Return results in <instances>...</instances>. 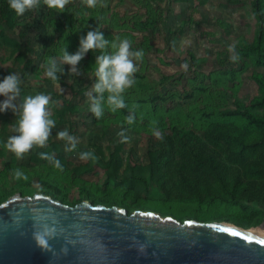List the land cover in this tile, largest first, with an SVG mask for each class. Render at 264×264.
I'll return each mask as SVG.
<instances>
[{
    "label": "rangeland",
    "instance_id": "1",
    "mask_svg": "<svg viewBox=\"0 0 264 264\" xmlns=\"http://www.w3.org/2000/svg\"><path fill=\"white\" fill-rule=\"evenodd\" d=\"M105 5L100 7L105 10L103 12L104 20H107L103 24L114 38L118 37L117 34L120 38H124L126 28L132 31L133 24H145L148 17L157 19L144 31H136L135 38H127L132 41L133 50H143V61L138 62V69L141 74L145 75L144 81L148 84L152 83L153 86L148 87V92L145 89H138L135 85L132 86L124 94L127 108L119 109L113 113L105 105L103 118L96 120L89 112L86 93L90 91L93 83L94 68L89 69V67L91 63L94 64L95 55L98 53L89 51L78 65L81 75L77 78L68 76L69 80L78 83L80 78L87 79L90 74V82L87 83L86 80L83 93L76 98L79 105L78 115L74 117L70 112L67 114L62 112L63 99L58 95L61 93L63 97H68L70 90L64 86L61 87L63 89L61 92V88L54 85L56 91L44 93L50 94L53 101L59 102L50 105L52 118L56 120L53 135L46 147L33 148L23 159L19 160L4 147L7 138L14 135L9 124L14 121L15 116L11 110L0 112V185L6 184L9 188L5 192V196L8 197L15 191H19L20 180L29 181L30 187H38V180L41 178L60 181V183L45 185L44 190L50 195L68 201H73L80 196L81 186L99 193L97 181L99 173L104 171L105 166L102 165L103 162L95 145L102 146L105 153L104 161L108 159L112 146L121 142L125 160L131 156L138 162H145L147 160L145 149L152 145L153 139L157 138L153 134L154 129L162 132L164 129H168L170 124L178 123L180 126L190 125L199 130L204 125L201 120L195 121L200 110L210 109L214 104V106L233 107L237 101L249 102L257 93V86L250 79L249 74L255 68L264 71V67L255 66L251 59L239 58L238 61L233 62L230 59L233 53L228 51L230 45L253 38L256 19L251 10V0H208L204 5H197L196 0H141L139 4L131 3L129 0H108ZM92 10L94 9L87 7L84 0H73L66 6L65 12L60 14L65 18L69 11L70 13L82 11V14L85 13L89 16ZM47 15L48 8L43 4L35 10L26 12V18L30 22L36 18L46 24L48 22ZM79 17H81L80 14ZM125 23L131 28L124 25ZM38 27L20 37L7 26L1 25L0 35L4 32L8 36L18 38L24 43V46L32 47L33 51L28 56L36 64L38 72L45 76L44 68L41 67L49 58L45 52L52 43H64V41L62 38H57L61 34L60 32L53 34L49 29L48 32H44L40 31V24ZM88 28L89 26H86L68 34V52L77 50L79 39L89 31ZM40 45L43 46V49ZM11 48L12 45L1 37L0 61L2 63L9 62L7 57ZM59 56L60 54L50 57L58 58ZM225 68L235 70L232 80L225 78L224 74L220 75L222 78H208L211 73ZM160 74L168 77L163 84L159 82ZM204 75L206 76L204 80L207 84L209 83L208 91L199 90L195 99L177 102L176 96H172L166 103H162L160 100L149 103L146 100L148 93L154 91L180 92L185 86L191 85V79L194 77L203 78ZM34 77L35 74L31 71H28L24 77L21 100L27 95L43 93L37 90V85L33 81ZM45 85L47 90L52 87L48 82ZM4 99L5 97L0 96V103ZM168 107L170 110L166 109ZM131 111H134L135 121L129 125L125 118ZM64 129H68L71 134L79 138L76 150L65 151L64 142L56 138V133ZM122 131L129 138L127 141H123V138L118 135ZM54 142L57 143V148L54 147ZM48 148H52L51 155L60 161L62 169L56 168L50 161L35 163L29 160L30 155L35 151ZM84 151H92L96 159L81 160L79 155ZM85 164H87V170L82 167ZM17 168L27 176V179L15 177L14 170ZM10 186L15 189L11 190ZM106 191L112 195L124 193L122 187L113 185H109ZM142 199L154 204L152 207L143 208L163 214L182 217L195 212L187 204L165 202L153 187L150 188V192L141 191L136 200ZM134 203L130 201L129 206H137L133 205ZM232 205V203L225 202L222 205H216L215 211L207 212L205 217L229 218L235 222L240 208L235 209V205Z\"/></svg>",
    "mask_w": 264,
    "mask_h": 264
},
{
    "label": "trees",
    "instance_id": "2",
    "mask_svg": "<svg viewBox=\"0 0 264 264\" xmlns=\"http://www.w3.org/2000/svg\"><path fill=\"white\" fill-rule=\"evenodd\" d=\"M139 1L141 0H129L137 4ZM207 1L196 0V3L204 5ZM106 2L108 0H104V3ZM251 10L256 19L253 38L236 43V53L239 58L251 59L255 66L264 67V0H251ZM104 11L99 6L92 10L89 16L82 14V11L72 13L69 11L64 18L54 9H48V22L44 24L36 18H33L31 22L28 21L26 13L18 16L9 8L8 0H0V26H7L20 37L26 35L31 29L39 28V24L40 31L48 32L49 29L53 34L60 32L57 38H62L64 43H52L48 48L49 52L48 50L45 52L50 57L61 55V49L65 44L68 45L67 37L71 31L75 32L86 26H89L88 30L98 27L106 39H113L114 37L109 34L104 25L107 22L104 20ZM156 20L155 17H148L145 24L136 23L132 25V28L125 23L124 25L129 26L132 31L126 28L124 38H135L136 31H144ZM117 36L119 37L118 34ZM1 37L12 45V48L7 57L9 62L4 64L0 61V80L11 72H17L23 81L28 71H31L35 74L33 81L39 92L56 91L54 87L56 83L42 76L36 64L28 56L33 51L32 47L24 46L18 38L8 36L4 32L1 33ZM63 68L66 74L60 77V87H68L70 95L63 97L59 93L58 96L63 99L61 110L64 114L70 112L76 117L79 113L76 98L83 93L86 80L87 83L90 82V74L87 79L80 78L78 83H74L67 75L69 66L63 65ZM220 70L211 73L208 78L218 79L222 78L221 74H224L228 80L233 79L232 74L235 70L229 68ZM160 77L161 84L165 83L168 78L164 74H160ZM205 77V75L203 78L194 77L191 79V85L185 86L180 92H150L146 100L149 103H155L157 100L166 103L172 96H176L177 102L195 99L199 90L208 91L209 83H206ZM249 77L257 86V93L249 102L237 101L233 107L214 106V104L210 109L200 110L195 121L201 120L204 125L199 130L190 125L170 124L168 129L161 132L162 139H153L152 145L146 147L147 160L145 162H138L131 156L125 160L121 142L112 146L108 159L104 161L105 153L102 146L95 145L103 162L102 165L105 166L104 171L99 173L97 181L99 193L81 186L80 196L73 201L54 197L69 204L90 198L95 203L117 204L126 207L128 212H132L137 207L147 208L154 205L143 199L136 200L142 190L150 192V188L153 187L165 202L184 203L195 210L182 217L171 214L179 219L185 217L212 219L206 218L205 214L214 212L216 205H222L225 202L232 203V206L235 205V209L240 208L236 223L248 226L261 224L264 220V71L252 69ZM135 80L134 85L138 89H145L146 92L149 86H153L152 83L148 84L144 81L145 75L141 74L139 69L135 74ZM47 82L51 83L50 90L45 87ZM23 89L22 83L21 93ZM166 109L170 110V107ZM53 145L57 148V143L54 142ZM51 149L37 150L30 155L29 160L35 163L48 161L42 159L40 154L51 155ZM82 167L85 170L88 169L87 164ZM25 181L20 180L19 191L23 194H33L37 191L48 194L44 190L45 185L60 183L56 179L41 178L38 180V187H30V182ZM109 185L122 187L124 193L121 195L108 193L106 190ZM10 188L15 189L12 186ZM8 189L6 184L0 185V202L7 198L5 192ZM130 201L135 202L133 205L137 206H129ZM226 219L229 220V218Z\"/></svg>",
    "mask_w": 264,
    "mask_h": 264
},
{
    "label": "water",
    "instance_id": "3",
    "mask_svg": "<svg viewBox=\"0 0 264 264\" xmlns=\"http://www.w3.org/2000/svg\"><path fill=\"white\" fill-rule=\"evenodd\" d=\"M259 225L15 191L0 202V264H264Z\"/></svg>",
    "mask_w": 264,
    "mask_h": 264
},
{
    "label": "clouds",
    "instance_id": "4",
    "mask_svg": "<svg viewBox=\"0 0 264 264\" xmlns=\"http://www.w3.org/2000/svg\"><path fill=\"white\" fill-rule=\"evenodd\" d=\"M72 2L73 0H8V6L18 16L39 8L41 4L60 14L64 13L66 6ZM84 2L87 7L93 9L106 6L104 0H84ZM40 47L43 49L42 45ZM89 51L98 53V55H95V62L89 67V69L94 68L93 83L86 96L89 102V112L96 120H100L105 114V105L113 113L128 107L124 94L136 83L135 74L138 71V62L143 61L144 52L142 49L133 50L132 41L127 38L106 39L97 27L87 31L79 39V46L74 53L70 54L65 44L58 58L49 57L46 63L41 65L44 68L45 77L60 87V77L66 74L63 68L65 64L69 66L67 72L69 77L80 76L81 71L78 65ZM228 51L233 53L230 56L233 62L239 60L234 44L229 46ZM22 83L21 75L17 72H11L0 81V96L5 97L0 103V112L11 110L15 116L14 121L9 124L14 135L7 138L4 147L18 160L23 159L33 148L47 146L53 135V129L56 127V120L52 118L50 105L59 103L53 101L50 94L44 93L27 95L21 100ZM61 92H63L62 88ZM125 119L129 125L134 123V111L129 112ZM153 134L159 139L163 138V134L156 129L153 130ZM118 135L123 138V141L129 139L123 131ZM56 138L64 142L65 151H74L79 144V138L71 134L68 129L57 132ZM40 156L52 162L56 168L62 169L60 161L53 155L41 153ZM79 158L81 160L96 159L92 151L81 152ZM14 175L17 179L21 177L27 179L19 168L14 170ZM47 235V231L35 235L38 246L47 247Z\"/></svg>",
    "mask_w": 264,
    "mask_h": 264
},
{
    "label": "bare ground",
    "instance_id": "5",
    "mask_svg": "<svg viewBox=\"0 0 264 264\" xmlns=\"http://www.w3.org/2000/svg\"><path fill=\"white\" fill-rule=\"evenodd\" d=\"M256 229H259V230L264 231V223L263 224H260L259 226H257Z\"/></svg>",
    "mask_w": 264,
    "mask_h": 264
}]
</instances>
